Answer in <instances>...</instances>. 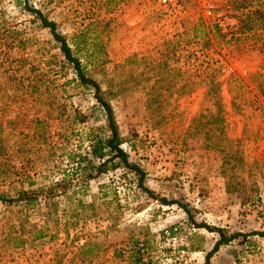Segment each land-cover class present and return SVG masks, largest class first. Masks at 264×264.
<instances>
[{"label":"rangeland","instance_id":"obj_1","mask_svg":"<svg viewBox=\"0 0 264 264\" xmlns=\"http://www.w3.org/2000/svg\"><path fill=\"white\" fill-rule=\"evenodd\" d=\"M19 1L0 0V194L12 197L30 179L43 187L61 178L68 155L78 160L90 153L91 128L110 134L93 92L68 83L76 77L72 69L62 76L54 64L63 59L59 44ZM29 5L54 20L68 41L95 23L90 35L108 60L103 67L90 64L91 76L113 106L122 148L146 170L145 185L158 198L120 167L90 180L86 193L74 192L76 179L67 196L54 200L56 209L43 196L34 206L0 200V264H132L136 251L143 264H207L220 235L196 228L180 204L161 198L187 205L197 223L223 228L227 236L248 234L222 245L210 264H264V236L253 234L264 231V0ZM254 9L263 18L245 25ZM168 41L174 46L164 66ZM148 56L155 60L150 77L128 61ZM212 70L225 110L219 123L220 108L206 106ZM36 75H43L42 96L16 94ZM148 85L154 105L167 102L164 119L147 107ZM78 111L82 119L74 122ZM40 229L45 235L37 238ZM17 235L24 242L11 239Z\"/></svg>","mask_w":264,"mask_h":264},{"label":"trees","instance_id":"obj_2","mask_svg":"<svg viewBox=\"0 0 264 264\" xmlns=\"http://www.w3.org/2000/svg\"><path fill=\"white\" fill-rule=\"evenodd\" d=\"M19 2L20 4H23L24 8L27 9L28 12H30L35 17V19L43 28L49 30L54 40L59 44V50L63 59L60 62L54 64L59 66V72L62 74V76H67L68 70L72 69L76 77L70 79L68 83L73 82L79 87H83L93 92L96 100L100 103V105L106 112L110 134L102 135L95 128H91L86 133V140L89 142L90 153L86 152L84 155H80V158L78 160L76 159V156L74 154L68 155L70 158V168L63 170L61 178L43 187H34L35 183L30 179L28 188H16V194L13 197L5 193L0 194V200L8 203L24 202L27 205L34 206L39 197L43 196L46 200H50L52 202L53 208L56 209L57 204L54 200L58 196H67L71 192V188H73V182L76 179L79 183V189L78 191L74 192L86 193L89 189L90 180L100 176L103 173H108L120 167H124L126 168V170L133 172L135 176H137L138 186L150 197L157 199L158 195L145 185V179L147 176L146 170L143 169L139 164L132 162L130 160L129 153L122 148V144L125 141L121 137V132L117 124L113 106L103 96V91L100 83L93 76H91L92 68L103 67L106 65L108 60L103 44L97 37H91L90 35V29L92 26H95V23H90L88 27L82 30L76 37L72 39V41H68V39L58 30L57 23L54 20L49 19V17H47L41 9L29 5V0H23ZM254 18H263V11H261L260 9L249 11L244 18V24L248 25L249 22H251ZM195 31H197V27H194V32ZM173 46V41H168L163 46L166 52L168 51L166 55H164V57L166 58L163 62L164 66H166L168 62L167 57L170 53V49ZM89 47L90 49H88ZM83 56H86L87 61L83 60ZM128 61L130 62L129 64H131L132 66L134 65L137 68L144 67L141 70V75L150 77L149 75L153 71L155 64V60L152 59L151 56L141 58L136 57ZM90 64L92 68L90 67ZM1 67L2 64H0V70ZM122 67L125 68V65H122ZM59 72L56 71V74ZM5 73V76L7 78L11 76L8 71ZM3 76L4 72L0 71V82L2 84H5V82L2 81ZM42 77L38 78L37 75L34 77L27 76V87L23 90H21L20 88H16V94H18L19 96L29 95L32 100H36V98H38L36 96H42V94H44L39 93L42 92L40 91V83L42 82ZM208 77V82L206 84V95H208L209 98H207L206 106L209 108L210 104L213 102L220 108L221 114H219L218 117L214 116V121L216 123H219L220 120H223V115L225 113L224 105L219 94L221 83L217 80L214 70L209 73ZM44 84H46V82ZM144 87L149 98L147 101V107H149L153 113L159 114L164 119L166 115L165 113H163V111L167 102L163 100L157 105H154V99H152V95L155 92L154 87L151 85ZM6 92L7 91H4L3 93L5 94ZM75 118L76 119L74 122H78L76 121L78 120V118L82 119L79 111L75 114ZM37 122H39V119H37ZM27 176L30 178L29 175ZM161 202L165 205H172L175 203L180 204V206L186 210L189 215L190 222L194 224L196 228H206L207 230L211 232H217L220 235V239L216 241L213 249L206 255L207 264H210L211 257L220 249L222 245L228 244L239 236H248V234L239 232L234 233L231 236H227L223 228L210 226L207 223H197L193 219L191 212L187 208V205L179 203L178 201L168 200L166 198H161ZM78 204L82 208L86 207V204L82 200H79ZM253 234L264 236V231H257ZM44 235V232L42 231V229H40L38 231L37 238H41ZM23 238V235L11 237L12 240H15L16 242L20 241V243L24 242ZM135 256L136 257L132 264H143L141 261L142 255L139 251H136Z\"/></svg>","mask_w":264,"mask_h":264},{"label":"built area","instance_id":"obj_3","mask_svg":"<svg viewBox=\"0 0 264 264\" xmlns=\"http://www.w3.org/2000/svg\"><path fill=\"white\" fill-rule=\"evenodd\" d=\"M160 2H167V1H170V0H159ZM227 24H230L232 22V19H227L226 20Z\"/></svg>","mask_w":264,"mask_h":264}]
</instances>
